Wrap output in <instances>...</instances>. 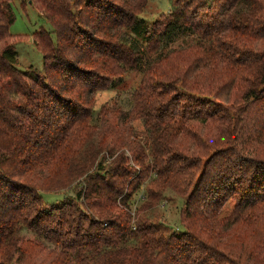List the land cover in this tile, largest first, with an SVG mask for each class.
Returning a JSON list of instances; mask_svg holds the SVG:
<instances>
[{"label": "trees", "instance_id": "obj_1", "mask_svg": "<svg viewBox=\"0 0 264 264\" xmlns=\"http://www.w3.org/2000/svg\"><path fill=\"white\" fill-rule=\"evenodd\" d=\"M147 1L30 0L54 26L33 34L41 71L18 67L0 0V264L262 263L264 227L227 235L264 208V0H172L152 20ZM133 70L132 107L97 111ZM168 190L182 230L159 219Z\"/></svg>", "mask_w": 264, "mask_h": 264}, {"label": "rangeland", "instance_id": "obj_2", "mask_svg": "<svg viewBox=\"0 0 264 264\" xmlns=\"http://www.w3.org/2000/svg\"><path fill=\"white\" fill-rule=\"evenodd\" d=\"M23 0H12V6L15 13V21L10 26V32L13 35L24 36L25 39L22 41H17L15 43V49L18 53V67L20 69H25L29 66H33L41 71L44 68V59L43 55L38 48H36L34 43L33 34L40 28H44L48 31L53 32V24L47 20V18L41 13V11L32 3L30 0H25V3H22ZM172 6V0H148L146 5L143 8L141 13L142 18L147 20L156 19L162 13H168ZM193 40L191 35L180 36L175 42L171 43L168 48H178L180 46H186L190 44ZM166 48V49H168ZM142 74L139 71H129L123 77V82L107 90L99 91L95 95V107L97 111L102 105L115 106L122 109L123 111H128L132 107V95L134 91L138 88ZM134 125L137 134L139 135L140 140H145L146 136L142 134L144 126L140 120H135L132 122ZM113 151H105V159L109 163L112 160L111 153ZM115 157V154L113 158ZM264 157V156H262ZM149 186L151 189L157 190L159 184L150 183ZM245 186V184H244ZM69 187V186H68ZM67 187V188H68ZM49 190V189H46ZM63 189L61 188H51L49 191L43 193L44 200L46 202H55L63 197ZM69 191V192H67ZM67 193H73L74 189H67ZM142 195H137L135 204H144L148 203V197L146 199H141ZM167 196L170 200H164L158 204V213L159 219L165 224L172 228L184 229V223L181 221V209L183 207V199L174 193L167 191ZM238 195L233 196L227 202L226 208L223 210L224 213L227 211L231 212L232 207H234L237 201ZM141 200V201H140ZM264 207V204H263ZM226 215V214H225ZM264 227V208L262 211H259L258 219L256 225H251L247 227H241L234 231H231L227 236V240L230 243H236V235L239 233V237L242 238L244 233V240H247V235L249 232L254 231L255 229H261ZM35 235L32 233L27 234V238L32 239ZM251 263V262H250ZM261 264H264V259Z\"/></svg>", "mask_w": 264, "mask_h": 264}]
</instances>
